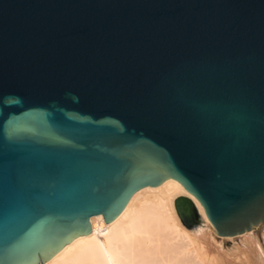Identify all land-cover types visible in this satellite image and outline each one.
<instances>
[{
    "label": "water",
    "instance_id": "1",
    "mask_svg": "<svg viewBox=\"0 0 264 264\" xmlns=\"http://www.w3.org/2000/svg\"><path fill=\"white\" fill-rule=\"evenodd\" d=\"M167 179L218 237L264 227V0H0V264Z\"/></svg>",
    "mask_w": 264,
    "mask_h": 264
},
{
    "label": "bare ground",
    "instance_id": "2",
    "mask_svg": "<svg viewBox=\"0 0 264 264\" xmlns=\"http://www.w3.org/2000/svg\"><path fill=\"white\" fill-rule=\"evenodd\" d=\"M179 197L191 202L193 220L199 213L204 225L217 237L196 198L176 180L167 179L157 187L136 192L113 221L105 222L102 215L92 217L90 233L74 237L44 264H206L202 243L188 231L191 228L176 209ZM261 229L264 227L249 233Z\"/></svg>",
    "mask_w": 264,
    "mask_h": 264
},
{
    "label": "rangeland",
    "instance_id": "3",
    "mask_svg": "<svg viewBox=\"0 0 264 264\" xmlns=\"http://www.w3.org/2000/svg\"><path fill=\"white\" fill-rule=\"evenodd\" d=\"M198 216L199 223L188 231L202 243L208 256H205L208 258L206 264H264L263 229L246 233L236 239L224 240L213 236L204 225V218L199 213Z\"/></svg>",
    "mask_w": 264,
    "mask_h": 264
}]
</instances>
